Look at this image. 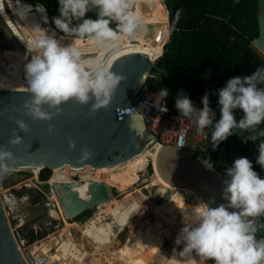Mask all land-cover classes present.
Listing matches in <instances>:
<instances>
[{"label": "clouds", "instance_id": "obj_1", "mask_svg": "<svg viewBox=\"0 0 264 264\" xmlns=\"http://www.w3.org/2000/svg\"><path fill=\"white\" fill-rule=\"evenodd\" d=\"M134 3L135 0H58L59 15L52 18V23L61 33L88 35L97 44H104L118 40L121 33L135 34L140 21L132 12ZM93 10H97L96 19L87 16ZM112 23L116 24L115 29L110 27ZM37 31L38 36L29 42V51L34 54L24 67L30 93L24 105L27 114L34 120H50L59 113V106L70 99L81 105L94 99L93 110L107 107L122 77L102 67L86 66L76 46L62 44L54 33ZM216 94L219 119L215 121L207 92L201 97L200 108L183 90L177 94L174 105L181 116L195 123L199 132L213 128L210 136L213 151L233 135L235 129L250 130L264 122V68H257L248 76L228 79ZM159 95L166 98L168 90L161 89ZM45 106L55 111H47ZM236 110L242 113L239 120ZM131 120L135 129L136 121L142 117L133 113ZM17 124L27 130L22 121ZM260 135L264 136V131ZM19 142L18 136L10 140L13 144ZM69 146L74 147L71 141ZM258 153L256 164L264 169V143ZM10 157L9 152L0 149V161ZM201 163L207 170H214L210 158ZM225 173L222 198L227 203L216 207L204 204L197 209L194 219L185 223L175 240V244H183V248L174 252V264H207L208 261L212 264H264V239L256 238V226L249 219L264 215V178L247 157L235 159Z\"/></svg>", "mask_w": 264, "mask_h": 264}, {"label": "water", "instance_id": "obj_2", "mask_svg": "<svg viewBox=\"0 0 264 264\" xmlns=\"http://www.w3.org/2000/svg\"><path fill=\"white\" fill-rule=\"evenodd\" d=\"M255 1L257 36L252 40V45L264 55V0ZM132 12L139 19L140 26L133 36L121 34V45H147L154 42L156 48L161 47L164 44V22L158 0H135ZM3 28L13 42L9 31L5 26ZM153 61L140 52L119 56L106 69L122 77L107 107L93 110L94 99L87 105L70 99L59 106V113L50 120H34L27 114L24 105L30 99L28 89L0 88V149L11 154L10 158L0 161V167L8 166L13 170L36 168L37 171L42 168L52 171L61 167L113 168L143 153L153 137L147 132L143 118L136 121L137 127L133 128L131 114L140 115L133 108L135 98L145 83ZM45 110L55 111L47 106ZM17 121H22L27 130L20 129ZM16 136L20 142L10 143ZM70 141L74 147L69 146ZM211 147L209 151L201 152L160 145L153 158L156 172L166 183L199 196L203 204L210 207L226 204L227 201L222 198L224 176L215 166L214 170H207L201 163L210 158ZM146 174L148 180V168ZM67 187L70 192L75 190L74 183ZM72 201H75L76 211L86 206L78 205L75 196ZM180 231L154 242L129 264H174V252L178 253L183 248V244H175ZM0 264H26L9 227L1 200ZM207 264H212V261Z\"/></svg>", "mask_w": 264, "mask_h": 264}, {"label": "trees", "instance_id": "obj_3", "mask_svg": "<svg viewBox=\"0 0 264 264\" xmlns=\"http://www.w3.org/2000/svg\"><path fill=\"white\" fill-rule=\"evenodd\" d=\"M44 7L49 22L53 29L59 34L70 38H86L78 35H68L55 29L52 18L59 15L58 0H28ZM165 9L168 10L169 38L163 45L162 55L155 61L151 68L154 77H146L140 93L150 91L159 95L161 89L168 90V96L164 98L174 110L175 98L183 90L194 104L201 105V97L207 92L209 94L210 108L213 111V119H219V106L217 104V90L225 86L228 79L235 76L251 75L257 68H264V55L252 48V40L257 36V24L255 15L257 4L255 0H162ZM87 16L96 19L97 10L87 13ZM116 28V24L110 25ZM153 49V47H152ZM154 50V49H153ZM161 51L159 52V54ZM160 96V95H159ZM237 120L242 118V113L236 110ZM264 122L254 129H235L234 134L221 142L215 151L211 147L210 159L213 165L226 179L225 170L231 167L232 162L240 157H247L253 163L254 170L264 178V169L256 164L259 146L264 143ZM251 137H256L252 140ZM246 142H244V141ZM223 150L220 151V146ZM218 153L222 155V162L218 163ZM18 179H24L25 173L17 171ZM16 172V173H17ZM51 171L42 168L37 171V180L43 183L42 190L38 185L35 191L47 202L49 197V186L45 181L49 178ZM14 173L12 176H15ZM11 176V177H12ZM154 176V175H153ZM8 178L10 182L16 179ZM154 177L150 180L152 181ZM18 180V181H19ZM181 194L192 198L193 194L182 191ZM106 201L100 203L103 204ZM202 207L200 201L195 200L193 209L197 211ZM100 206H98L99 211ZM137 203L131 204L127 215L133 217L139 210ZM173 203L163 211L166 217L179 220L170 211ZM184 211V208L182 209ZM168 212V213H166ZM93 211L86 210L79 214L74 220L68 221V226L76 223L84 224L93 215ZM256 238L264 237V215L256 217ZM89 232L95 233L99 229L92 226L87 227ZM62 243H67L66 237ZM61 243V244H62ZM59 249H62L61 246ZM70 249V248H69ZM81 249V248H80ZM85 263L90 257L85 255ZM61 251L60 253H62ZM91 259V258H90ZM96 263L95 260H92Z\"/></svg>", "mask_w": 264, "mask_h": 264}, {"label": "rangeland", "instance_id": "obj_4", "mask_svg": "<svg viewBox=\"0 0 264 264\" xmlns=\"http://www.w3.org/2000/svg\"><path fill=\"white\" fill-rule=\"evenodd\" d=\"M0 47L5 50L3 52L5 55L10 56V57H15L16 51L14 50H16V47L14 46V43L9 39L8 35L4 32L3 24L1 23V21H0ZM252 48L258 52V50L254 46H252ZM129 52L145 53V54L154 56L155 58L160 55L159 52L153 50L152 47L145 48V49H133L130 51L127 49H124L123 47H118L112 50V52L110 53L111 55L107 56L104 69H106L109 66V63H111L113 59L117 58L118 56L122 54H126ZM1 55L4 57L3 54ZM6 58L9 59L8 57H5V59L4 58L3 59L7 60ZM9 84L10 82H8V80H3V82L2 81L0 82V88L1 87L7 88L9 87ZM19 84L20 83H17L16 86H19V87L24 86L25 88L28 89L27 84H20V85ZM187 145H191L190 135L187 137ZM145 157L146 158H145L144 166L136 171L137 175L135 177L129 178V180L127 179V181L129 182L124 187H121V186L114 187L111 184L109 185V189H111V194L115 195V197L118 198V200H116L117 206H121L123 203V200L126 199L129 201V203L126 204L128 205L127 208L129 209L130 205L135 202V201L130 200L131 196L136 195V198H138L139 201H136L135 203H137L139 205V208L141 209L138 210V212L131 218V220L129 221L127 225H125V223L127 219L129 218L128 215H126V218H127L126 221H123L122 219V221L118 224L119 221H117V219L119 216H117L118 214H115L114 205H112V211H113L112 213H109L108 211H106L105 212L106 216L102 213L98 216L90 217L86 223L92 226L94 229H99V228L104 229L105 232L108 234V237L104 238L103 236V239H102L103 244H97L92 239H88L87 243L85 242V245L83 244L84 246L80 244L81 234L79 230L75 228V227H78L79 229H82L84 224L76 223L72 227H68V225L66 224L68 220L66 218V215L64 214V210L61 208L62 205L60 201L58 200L59 193L63 189L62 187H59L58 189H54L52 186V182H50L48 184L49 186L48 192H49V195H50L49 197L51 198V201L47 202L35 191L36 185H38L42 190L44 189L43 183L37 180V176H36L37 171H32L31 169L20 170V172H23L26 175L24 179H21V180H19L20 178L18 179V176L15 175V174H18V172L16 173V172L5 171L4 172V183H3L4 185H7L9 183L7 182V180L9 177L13 175V173L15 176H12L11 178H14L17 180V182L15 183L10 182V183H13L12 185H8L7 187L5 186L3 187V189H0L2 199L4 200L3 202L4 209L6 210L8 214H10L11 211H10V203L7 200L5 189L17 183H22L23 185L24 183H28L32 185V186L24 185L25 188H27V190H31V193L28 199L29 201L28 205L27 203H25L24 205V201H22V203H19V208L15 210L16 212L14 211V213L13 214L11 213V215L9 216L10 225H11V228H13L12 233L15 239L18 242H20L21 240V241H25V242L28 241L29 243H32L33 246H30L31 244H29L28 250L38 248L41 254H45V255L50 256L52 259H56L58 264H71L70 263L71 258H67L66 256H61L62 254L68 255L71 252L78 255V257L85 263V256L83 252L82 253L79 252V249L81 247H83L84 249L85 247L88 249H91L93 252L95 251L96 254L99 255V257L97 256L98 260L95 259L96 263L92 261L94 259L90 256L91 259L89 258L88 262L85 264H129V261L132 258L125 256L124 251H123V249L125 250L128 248L129 244H127V242H129V240H133L132 241L133 254L138 255L145 248L148 247V245L144 242V237L141 236L143 233H144V236L150 235L153 238L152 242L154 243L160 240L161 238L168 236L169 234L182 229L185 226V224H181V226L178 224L179 225L178 226L175 223H173L170 218L164 216L162 213V209H160L159 206L154 204L151 198L153 196L160 195L161 197H163L162 203L165 206L172 199L174 200H176L177 198L180 199V197H178L179 192L184 191L182 190L183 188L172 186L163 180V185L170 188L175 194L170 193L169 189H166V190L163 189L160 186L156 173H154L155 172L154 162H153L154 171L152 169V157L150 156L149 152L145 153ZM221 162H222V155L218 153V163H221ZM138 165L139 163L136 162V164H134L133 166H138ZM147 168L150 171V178L148 180H146L147 178L146 169ZM89 170L90 172L94 171V169H89ZM79 174L77 173L78 176ZM52 175H53V171H51L50 176L46 180V182H48L50 178L52 179ZM78 176H76L75 178L76 180H78ZM153 177L154 179L150 181ZM123 182H125V180ZM81 183H82V180L80 183H77V184L79 185ZM18 192H20L19 189H17L14 194L15 198L17 197L20 198L21 194H19ZM86 195H87V191H86ZM86 197L90 198V196L88 195ZM134 197L135 196H133V198ZM142 204L148 206V208H145V206H142ZM103 209L104 208L100 209V211H102ZM51 210L57 213V216H58L57 219L51 216L53 215L50 212ZM113 215H115L114 218L112 217ZM155 215L158 216L159 218H162L163 221L168 223L174 230H172L168 226H165ZM109 218H112L111 219L113 221L112 223L109 220ZM74 219L75 218H72V220ZM140 222H145V223L140 225ZM15 224L17 225L16 227H14ZM138 225L142 226L140 232L133 233L132 228L137 227ZM34 226H37L36 230H37L38 237H37L36 242H33L34 239L28 238V236L25 235L28 229L32 230L31 227H34ZM122 227L124 228L122 229ZM71 229H74V230H71ZM119 229H121L120 235L118 237H115L114 240L110 241V237H112L113 231L114 233H116L117 230ZM67 231H70V233H67ZM62 232L65 233V237H66V240H68V242L62 243V241H60L59 244L55 246L54 239L58 238L62 240L63 238ZM32 235L34 236V234ZM131 235L133 239L130 238ZM135 236H137L138 238ZM72 240H75L77 242L72 241ZM60 246L62 247V249H59ZM25 249H27V247L24 248L22 251H25ZM61 251L63 252L60 253ZM107 260L110 262H107ZM72 264H79V259H78V263H77V260H72Z\"/></svg>", "mask_w": 264, "mask_h": 264}, {"label": "built area", "instance_id": "obj_5", "mask_svg": "<svg viewBox=\"0 0 264 264\" xmlns=\"http://www.w3.org/2000/svg\"><path fill=\"white\" fill-rule=\"evenodd\" d=\"M45 16L47 17V21ZM165 20L166 37L164 40V44L166 43V41H168L169 38L168 10L166 9ZM0 21L3 26H5V28L9 31L13 39L14 46L16 47V50L14 51L20 53V58L15 61L4 60L2 59V56L0 54V82L3 80H8L11 85H15L17 83L27 84L24 67L31 59V56L34 54L29 51V42L38 36V29L46 30L48 35H52L54 33L55 37L64 45L70 44L76 46L81 51V58L85 62L86 66H91L92 68H104L107 56L111 55L110 53L112 52V50L124 46L121 45L120 42V35L122 33L119 34L118 40L105 42L104 44H97L91 36L83 39L63 36L56 32L51 26L44 7H42L38 3H34L28 0H0ZM163 45L161 46V49L163 48ZM161 55L162 51L158 57L153 59V62L155 63V61L159 59ZM115 59H113L112 62ZM111 63H109V66L111 65ZM154 76L155 74L151 71L147 75V77ZM195 106L197 108L202 107V105L197 103L195 104ZM164 107L167 108V111H164ZM133 108L135 111L139 112L144 120L147 132L153 137L151 143L147 145V148L145 150L146 153L149 152L150 154L151 152H154L160 145H173L179 148L198 150L201 152L210 150V136L213 128L209 127L206 128L203 132H199L192 120L181 116L179 112L174 110V108L170 106L168 101H166L161 96L150 91H147L146 93H140L135 98ZM189 135L191 136V145H187V137ZM222 150L223 146L221 145L220 151ZM81 169L83 170V168ZM5 171L17 172L20 170H13L9 167L1 166L0 189H3V187H5L3 184ZM77 173L79 174V170H76L74 174L70 176L71 181L74 184L81 182L80 174L78 176ZM76 176H78V180L75 179ZM50 180H48V182H45L49 184L50 182H52L51 178ZM24 185L32 186L28 183H24ZM0 200L2 203L1 193ZM249 219H252L254 221V224H256V217ZM26 247H23L22 250ZM23 252V255L21 253L20 254L26 264H58L56 259H52L48 255L41 254L38 248L32 249L30 251H27V249H25V251Z\"/></svg>", "mask_w": 264, "mask_h": 264}, {"label": "bare ground", "instance_id": "obj_6", "mask_svg": "<svg viewBox=\"0 0 264 264\" xmlns=\"http://www.w3.org/2000/svg\"><path fill=\"white\" fill-rule=\"evenodd\" d=\"M158 2H159V5H160V8H161V11H162L163 22H164V31H163L162 37L165 40V37H166V35H165V26H166L165 7H164V5L162 3V0H158ZM150 47H153V49L155 51H157V52L162 51L161 47L156 48L154 46V42H150L147 45H124L123 46L124 49H127L129 51L130 50H133V49H145V48H150ZM4 51L5 50L0 47V54H3L4 55V57L1 55L2 56V59L3 58L5 59V57H8L9 59L6 58L7 60H14L15 61V60H18L20 58V53L17 52V51L15 52V57H10V56L5 55L3 53ZM143 54H145V53H143ZM145 55L151 57L152 59L155 58L154 56H151L149 54H145ZM21 86H23V85H21ZM1 88H4V87H1ZM7 88H25V87L24 86L23 87H19V86H16V84L15 85H11V83H10L9 84V87H7ZM154 152H151L150 153V156L152 157V169H153V162H154L153 161L154 160L153 159L154 158ZM145 153H146V151H144L143 153H141V154L133 157L132 159H130V160L126 161L125 163L120 164V165H118L116 167H113V168H95L94 171H92V172H90V170L88 168H83V170L82 169H74V168H61V169L58 168V169L52 170L53 171V175H52L53 188L54 189H58L59 187H62L63 188L60 191V193H59V196H58L59 199L58 200L60 201V203L62 205L61 208L64 210V214L66 215L67 220L68 221H70V219L72 220V218H75L78 214H80V213H82V212H84L86 210L93 211L94 213H93L92 216H98V215H100L102 213L106 216V214H105L106 211H108L109 213H112L113 212L112 211V205L115 206V211L118 212V213L119 212L126 211L128 209L127 208L128 205H126V204L129 203V201L126 200V199H124L122 205L121 206H117V201L116 200H118V198H116L115 195L111 194V189H109V185L111 184L114 187H119V186L124 187L129 182V181H127V179L129 180V178L135 177L137 175V172L136 171L139 170L141 167L144 166V164H145V158H146L145 157ZM136 162H138L139 165L138 166H133L134 164H136ZM4 167H8V166H4ZM154 169H155V166H154ZM154 169H153V171H154ZM31 170L32 171H37L36 168H32ZM76 170H79L82 183L79 184V185L78 184H75V187H74L75 190H72L70 192L69 189H68V187H67V185L68 184H72V181H71V177L70 176L72 174H74V172ZM154 173H156V176L158 178V181L160 183V186L163 189H165V190L166 189H169L170 193L175 194L170 188H168L165 185H163V180L157 174L156 169H155V172ZM124 180H125V182H123ZM17 189H19V191H22L24 193L26 191L27 192H30L31 191V190H27V188H25V186L22 183H17L15 185H13V186L8 187V188L5 189L6 196H7V200L10 203V211H11V213H13L12 210L14 209V206H15V196H14V194H15V192H16ZM86 191H87V195L90 196V198H88V200H86V198H87L86 197ZM74 196L76 198V201H77L76 203L78 205L84 206V204H86V206H84V209H82L80 211H76L75 201H72V197H74ZM133 196H135V197L133 198ZM133 196H131V199H130L131 201H135V202L136 201H139V199L136 198V195H133ZM151 198H152L153 203L156 204L157 206H159V208L163 210V206H164L163 203H162V198L163 197H161L160 195H156V196H153ZM105 199H108V200L103 204V206H102V204L100 205V203L103 202ZM199 199H200L201 203H203V201H202V199L200 197H199ZM64 201H67V202L64 204ZM3 202H4V200L2 199V203ZM25 203L26 202H24V205H25ZM134 203H132V204H134ZM98 204L100 206L99 211H98ZM175 204L177 205V209H180L181 208V205H183L179 198H177L175 200L174 205ZM101 206H102V208H104L102 211H100V209H102ZM142 206H145V208H148V206H146L144 204H142ZM3 208H4V203H3ZM50 212L53 214V215H51L53 218H55V219L58 218L57 213H55V211L51 210ZM67 212H68L69 215L67 214ZM5 213H6V216H7V220H8L9 227H10V229L12 231L13 228H11L10 221H9V216L11 215V213L8 214L6 212V210H5ZM166 213H168V212H166ZM131 218L132 217H130L128 219L126 218L127 219L126 225L129 223V221L131 220ZM158 219L165 226H168L169 228L173 229L168 223L164 222L162 218H159L158 217ZM187 222L188 221H184L183 220V223L182 224H185ZM36 228H37V226H34V229H36ZM141 228H142V226L138 225L137 230L134 231L133 233L140 232ZM71 230H74V229H71ZM67 233H70V231H67ZM80 234H81L80 244L81 245H83V244L85 245V242L87 243V241H88L89 238H87L85 236V233L82 232L81 230H80ZM132 235H134V234H132ZM132 235L130 236V238H132ZM141 236L144 237V242L148 246H150L153 243L152 242V239L153 238L150 235H145L144 236V233H143ZM37 237H38V234H37V232H35L34 233V236L32 235V237H31V239H34L33 242H36L37 241ZM135 237H137V236H135ZM15 241H16V244L18 245V247L20 249V253L22 255L24 254V252L22 251V248L23 247L29 246V244H31L30 246H33L32 243H29L28 241L25 242V241H21L20 240V242H18L16 239H15ZM72 241H75V240H72ZM132 241L133 240H129V242H127V244H129L128 245V248L125 249V250L123 249L125 256H128V257L132 258L129 261V263L137 256V255H134L133 252H132V249H133V243H132ZM54 242H55V246H56L57 245V242H58V239H54ZM75 242H77V241H75ZM94 242H96V241H94ZM96 243L97 244H101V243H98V242H96ZM27 251H30V250H28V247H27ZM85 252H87V253L95 256L96 258H97V256L99 257V255L96 254L95 251L93 252L91 249H88L86 247H85ZM61 256H66L67 258H71V260H70V263L71 264H72V260H77V263H78V259H79V264H81V263L85 264L78 257V255H76V254H74L72 252L70 254H68V255H63L62 254ZM80 261H81V263H80ZM107 262H110V261L107 260Z\"/></svg>", "mask_w": 264, "mask_h": 264}, {"label": "crops", "instance_id": "obj_7", "mask_svg": "<svg viewBox=\"0 0 264 264\" xmlns=\"http://www.w3.org/2000/svg\"><path fill=\"white\" fill-rule=\"evenodd\" d=\"M12 179H14V178H12ZM184 191H187V190H184ZM187 192H189V193H191V194H193V197L192 198H187L186 196H183L182 194H181V191H180V193H179V196L178 197H180V201L182 202V204L184 205H181V208L180 209H177V203L174 205V199H172L168 204H166L165 206H164V208L166 209V208H168V205L169 204H171V203H173V209L171 210V212H172V214H174L175 215V217H178L179 218V220H178V222L177 221H174V220H172V218H170L171 219V221L173 222V223H175L176 225H180L181 226V224L183 223V220L184 221H188V222H190L192 219H194V216H195V210L193 209V204L195 203V200H198V201H200V199H199V197L197 196V195H195L193 192H190V191H187ZM19 194H21V196H20V198L19 197H17V198H15V206H14V209L12 210L13 211V213H14V211L17 209V208H19V203H21L22 201H24V202H26L27 204H28V199H29V196H30V193H31V191L30 192H22V191H20V192H18ZM108 199H105L104 201H107ZM67 201H64V204L66 203ZM109 202V201H108ZM200 203H201V201H200ZM179 204V203H178ZM201 205H202V207H203V203H201ZM98 206H99V204H98ZM163 208V210H162V213H163V211L165 210ZM184 208V211L182 210ZM129 209H127L126 211H124V212H116L115 211V214H118L117 216H119L118 217V219H117V221H119L118 222V224L122 221V219H123V221H126V213H127V211H128ZM12 213V214H13ZM81 214V213H80ZM79 215V214H78ZM77 215V216H78ZM164 215V214H163ZM156 216V215H155ZM165 216V215H164ZM109 217V216H108ZM113 218L115 217V215H113L112 216ZM157 217V216H156ZM130 218V217H129ZM158 218V217H157ZM169 218V217H168ZM112 218H109V220L111 221V223L113 222L112 220H111ZM88 220V219H87ZM87 220H86V222H87ZM84 223V226H83V228L82 229H79L78 227H75V228H77L78 230H79V232H80V230L82 231V232H84L85 233V236L87 237V238H89V239H92L93 241H96V242H98V243H101L102 244V239H103V236H104V238L105 237H108V234L105 232V230L104 229H102V228H99V230H97L95 233H93V232H89L88 231V229H87V227L89 226L87 223ZM124 223V222H123ZM145 222H140V225H142V224H144ZM122 225V224H121ZM125 225H126V223H125ZM178 225V226H179ZM15 226H17L16 224H15ZM14 226V227H15ZM72 226H74V225H72ZM72 226H68V227H72ZM138 227V226H137ZM137 227H133L132 228V232H134V231H136V229H137ZM32 228V230H30V229H28V231L25 233V235H27L28 236V238H31L32 237V234H34L35 232H37V230L35 229L34 230V227H31ZM60 228V227H59ZM124 227H122V229H123ZM173 230V229H172ZM33 232V233H32ZM120 232H121V229H119V230H117V232L116 233H114V231H113V235H112V237H110V241L111 240H114V238L115 237H118L119 235H120ZM28 233V234H27ZM116 234V235H115ZM88 235V236H87ZM92 235V236H91ZM62 236L63 237H65V233L64 232H62ZM129 236V235H128ZM58 239V238H57ZM123 240H124V238H123ZM59 242H60V239H58V242H57V244H59ZM81 247V246H80ZM81 249H83V251H85V249L83 248V247H81ZM85 255L86 256H91L94 260L96 259V260H98V258H96L95 256H93V255H91V254H89V253H87V252H85Z\"/></svg>", "mask_w": 264, "mask_h": 264}, {"label": "flooded vegetation", "instance_id": "obj_8", "mask_svg": "<svg viewBox=\"0 0 264 264\" xmlns=\"http://www.w3.org/2000/svg\"><path fill=\"white\" fill-rule=\"evenodd\" d=\"M76 217H77V216H76ZM76 217H75V218H76ZM70 221H72V220H70ZM67 222H68V221H67ZM67 222H66V223H67Z\"/></svg>", "mask_w": 264, "mask_h": 264}]
</instances>
